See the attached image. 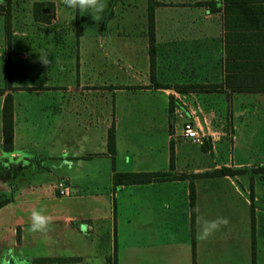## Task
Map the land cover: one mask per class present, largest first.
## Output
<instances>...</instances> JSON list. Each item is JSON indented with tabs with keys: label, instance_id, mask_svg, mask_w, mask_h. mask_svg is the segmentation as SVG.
<instances>
[{
	"label": "crops",
	"instance_id": "0c3cea01",
	"mask_svg": "<svg viewBox=\"0 0 264 264\" xmlns=\"http://www.w3.org/2000/svg\"><path fill=\"white\" fill-rule=\"evenodd\" d=\"M154 1L151 79L148 0H105L106 8L97 21L91 14L66 8L62 0H11L9 35L5 13L0 11V149L2 108L10 94L12 149H35V161L41 162L44 155L36 149H50L47 157L60 149L57 153L74 152L71 158L79 157L88 165L96 161L107 169L108 191L86 195L95 196L100 207L80 217L84 223L73 226L79 219L76 215L46 213L53 217V225H59L47 234L49 247L54 238L67 244L66 237L59 236L63 233L78 239L80 250H86L89 237H98V221L107 224L112 243L120 236L118 219L123 216L128 228L125 242L121 239L131 250L130 264H193L192 183L195 264H252V239L255 264H260L264 158L253 160L250 155L252 149H264V0ZM23 18L53 30L78 18L80 33L26 36L21 33ZM137 43L144 53L143 70L131 74L127 82H118V75L113 74V80L105 76V56L124 58V52L137 56ZM41 54H47L48 66L40 63ZM29 95L33 101H28ZM177 108L183 111L181 116L174 113ZM191 111L195 123L209 134L201 145L181 135L183 122L192 119ZM111 127L113 155L107 150ZM213 154L222 155L223 162L202 163ZM221 168L231 172L201 176ZM92 169L87 168L84 180L98 184V174ZM114 172L169 174L114 188ZM58 178L56 183L51 181L50 189L59 181L68 188L74 184L68 172ZM44 190L45 186H35V193ZM48 198L42 195L35 201ZM198 216L209 221L225 217L229 224L201 241L197 239ZM19 227L22 244L27 228ZM15 238L14 226L1 232L0 262L3 247ZM40 257L47 259L40 261L35 256L40 264H65L82 259V252L79 256L55 252ZM104 258L108 262L111 257Z\"/></svg>",
	"mask_w": 264,
	"mask_h": 264
},
{
	"label": "rangeland",
	"instance_id": "374dc122",
	"mask_svg": "<svg viewBox=\"0 0 264 264\" xmlns=\"http://www.w3.org/2000/svg\"><path fill=\"white\" fill-rule=\"evenodd\" d=\"M32 1L28 0V3ZM23 8L25 11L26 8ZM46 13L48 12L45 11ZM80 22L78 18L74 21L71 19L66 20L63 25L53 30L49 25L34 22L32 18H26L23 21L24 27L21 28V33H25L26 36L31 37H34L35 34L47 36L52 33H58L62 36L76 35L77 28L78 26L80 27ZM85 26L87 29L89 28L87 24ZM41 44L44 43L41 42ZM29 45L33 47L35 43L29 42ZM140 45L137 43V56H127L126 52H124L126 54L124 58L115 57V55L105 56V76L107 75V77L113 80L112 75H118V82H127L131 74L143 70L145 59L144 53L139 52ZM114 71H119V73L115 74ZM25 80L30 81V79ZM32 99L33 96L29 95L28 101H33ZM59 150L55 149V154L47 157L50 149H36L37 153L39 152L44 155L43 161L41 162L35 161V149H13L11 153L0 149V200L6 198L9 200L8 205L0 209V234L2 231H7L9 227L14 226L16 237L13 241L8 242L6 248L3 247L2 253L4 258L0 264H40V262L35 261V256H48L55 252L69 256H79L80 252H82V259H71L70 261L64 262L65 264H130L129 254L131 250L127 249V245H123L127 238L126 233L128 228V224L123 216H119L118 219V229L120 232L118 240H113L112 243H109L107 224L103 221H98L96 224L97 230L95 231L98 237H96V234L92 235V239L89 237V246L86 250L82 249V251L79 247V240L70 238L69 235L59 234L61 237H66L67 244L60 243L54 238L52 239L51 247H49L47 236L40 233L35 236V233L30 231V217L33 210H44L45 213L56 212L59 217L63 214L76 215L79 219L73 223V226H77L79 222L84 223L85 221H80L82 219L80 217L92 211L96 212L100 207V204L96 202L95 196L92 198L90 196L86 197V195L90 193H106L108 191L107 169L101 167L96 161L88 165L85 161L81 162V158L79 157L71 158L75 154L74 152H68L69 154L57 153ZM78 150L86 151L88 149ZM10 154L15 157L14 160H9ZM66 156H69V158L66 159ZM250 157L253 160L264 158V149H252ZM211 159L217 163L223 162L222 155L213 154L212 158L204 159L202 163L210 162ZM117 163L118 165L122 163L120 158L117 159ZM87 168L88 170L93 168L92 171L98 174V184L85 182L84 174ZM64 171L68 172L74 178V184L68 188L71 196L61 198L55 188L50 189V183L51 181H55L56 183L59 179L58 177H61ZM39 185L42 187L45 186V190L35 193V186ZM42 195L49 197L48 200L35 201V198H40ZM120 200L122 201V198L119 196L118 201ZM103 211L101 210L100 212L103 213ZM21 224H24L27 228L25 241L22 244L19 243V225ZM58 227V224L53 225L52 230ZM261 237V235L258 237L259 249L261 250L259 260L261 262L260 264H264V251L260 247ZM121 238L124 239V242ZM14 241H16V244H14ZM104 255L110 256V261L106 262Z\"/></svg>",
	"mask_w": 264,
	"mask_h": 264
},
{
	"label": "trees",
	"instance_id": "16d2710c",
	"mask_svg": "<svg viewBox=\"0 0 264 264\" xmlns=\"http://www.w3.org/2000/svg\"><path fill=\"white\" fill-rule=\"evenodd\" d=\"M10 3L11 0H4L3 4H0V11H4L6 16V31L7 34H10ZM154 0H148V40H149V68H150V77L152 79L154 74V17H153V8L155 5ZM44 5L42 4V7ZM41 9H39V14ZM80 33V27L77 28V34ZM8 80L10 81V62L8 63ZM154 82V81H153ZM156 86H161V84L154 82ZM172 103V99L170 100ZM172 106L170 105V108ZM2 124H3V145L2 149L5 152H12V141H13V106H12V96L7 94L4 99V104L2 108ZM107 150L113 155L115 151L114 144V130L113 127L109 128L107 134ZM15 157H10L9 160H14ZM264 171V167L261 168ZM231 172L228 168L217 169L211 173H203L201 176L208 175H224ZM169 173L165 172H114L112 175V180L114 188L119 185L133 184V183H147L152 180H160L168 176ZM182 175H179L181 177ZM193 200H194V188L192 183L190 184V206H191V233H192V253H193V264L194 261V213H193ZM9 200L3 199L0 200V207L7 204ZM252 229L254 228L253 217H251ZM37 260L46 261L44 257H39ZM252 264H255V243L252 239Z\"/></svg>",
	"mask_w": 264,
	"mask_h": 264
},
{
	"label": "clouds",
	"instance_id": "9594fccd",
	"mask_svg": "<svg viewBox=\"0 0 264 264\" xmlns=\"http://www.w3.org/2000/svg\"><path fill=\"white\" fill-rule=\"evenodd\" d=\"M62 3L68 9L91 14L94 21L101 19L99 14L103 13L106 8L105 0H62ZM38 59L40 63L46 66L51 62L47 54H41ZM196 211L198 212V209ZM30 219V231L33 233H40L47 236L52 230L54 223L53 217L47 215L44 210H33ZM197 221V239L201 241L211 238L222 227H227L229 224L228 219L225 217H218L215 220L209 221L198 216Z\"/></svg>",
	"mask_w": 264,
	"mask_h": 264
},
{
	"label": "built area",
	"instance_id": "2783aa9c",
	"mask_svg": "<svg viewBox=\"0 0 264 264\" xmlns=\"http://www.w3.org/2000/svg\"><path fill=\"white\" fill-rule=\"evenodd\" d=\"M174 113L181 116L183 111L177 108ZM190 115L192 119H187L182 124L181 135L184 139L201 145L209 134L195 123L194 112L191 111ZM55 188L61 197L69 196L68 187L62 181H59Z\"/></svg>",
	"mask_w": 264,
	"mask_h": 264
}]
</instances>
